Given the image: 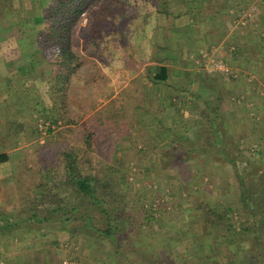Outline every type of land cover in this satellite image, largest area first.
Listing matches in <instances>:
<instances>
[{"label":"rangeland","instance_id":"1","mask_svg":"<svg viewBox=\"0 0 264 264\" xmlns=\"http://www.w3.org/2000/svg\"><path fill=\"white\" fill-rule=\"evenodd\" d=\"M49 1L9 0L16 18H33L36 29L41 27L39 17L42 8ZM165 1L164 6L163 1L155 5V0H125L122 6L116 5L121 10L107 18L108 24L94 27L98 32L89 34L98 45L93 46L91 40L81 41L80 48L83 49L85 57L96 56L92 59L98 64L100 76L91 84V76L95 73L92 66L87 65L83 77L76 79L74 94L83 92L84 96L78 100L72 98L73 101L68 107L71 118L79 117L75 124H65L63 121L56 124L47 122L31 108L29 110V106L34 103L41 102L46 107L51 104L46 94V80L36 79L33 76L34 70L32 75V69L29 70L30 77H26L25 81L22 79L27 73L25 66L32 64L31 58L19 50L17 40L22 35L18 28L8 29L10 20H1L0 87L4 85L8 89H24L18 94L19 102L11 95L0 94V124L6 127L0 128V153L6 152L12 159L9 167L17 182L16 200L12 202L14 220L29 226L37 225L28 222L30 203L28 205L27 187L31 182L19 177L28 175L35 176L38 181L58 182L63 178L64 154L68 151L78 150V165L85 173L99 179H104L107 175L112 182H119L118 177H121L123 181L119 186L120 190L115 194L114 199L117 200L112 204L124 208L117 215L121 248L117 250L107 239L102 238L101 241L100 235L87 228H84L85 235H70V230L62 227L60 231L66 237L62 236L61 241L64 242L60 243V247L51 248L49 252L44 248L46 258L49 259L51 253L57 264L60 261L62 264H206L208 262L200 259L204 253L202 245L205 243L207 246L206 253L211 246L207 235L205 236L208 229L184 212L194 210L195 203L200 198L216 208L230 206L234 211L232 218L236 222V229L242 227L241 224L249 228L245 234L240 231L232 238L235 243L234 250L237 249L239 253L234 256V252L220 248L217 262L264 264V0H253L257 14H250L251 19H247V22L244 20L246 24L255 21L243 27L248 28L247 32H241L243 35L238 32L234 43H219L223 45L224 52L227 51L222 65L228 70L223 72L211 67V63L221 59V53L210 52L218 44L217 38L212 37L211 41L203 43L196 38V32L191 33V39L188 37V41L179 44L183 47L176 49L181 50L180 53L171 54L173 58H162V53L171 52L169 49L172 38L166 37L169 33L166 26L171 21L169 17L172 8L169 4L174 1L181 3L183 0ZM233 8L232 6L231 10L237 20H243L239 9ZM158 10L166 11L169 16L157 13ZM119 13L126 15L123 23L118 18ZM248 13L250 12L247 11ZM212 22L215 23V20ZM86 25L87 17L84 16L80 26ZM138 25L141 31L135 33ZM207 27L211 29L214 25L210 22ZM75 35L80 36L78 28ZM175 37L173 36L175 41L180 39L179 36ZM199 41L200 47L197 50L195 44ZM227 45L233 46L234 52L230 54ZM254 46L257 47L256 52ZM30 47H35L33 39L30 40ZM199 50L202 51L201 54ZM151 51L155 54L150 60L153 61V67L158 64L169 66L170 75L184 80L185 86L189 81L199 79L205 88L201 93V96L205 95V100L198 98V93L191 92L185 86L174 89L173 100H158L161 103H157L154 113L152 111L157 116V125L162 124L166 109V114L172 116L181 115L183 111V115L191 120L190 127L184 130L186 136L180 135L179 127L172 128L176 122L181 123L180 116L176 122L171 121L169 130L173 129L170 133L174 138L171 142L167 141V144H164V137L161 136L156 137L154 144L147 131L140 127L145 123L144 116L148 114L145 109L148 98L140 97L141 88L136 86L141 79L148 80L149 72H145L148 69L146 67L143 69L144 74L134 77L131 71L132 61L133 58L138 59V55L148 56ZM150 63L144 62L143 65ZM179 68L183 73L176 75L175 69ZM149 71L151 73V68ZM8 75L12 76V84H7ZM26 91L31 94L29 103L27 99H23ZM195 94L197 98L194 97ZM211 96L219 101L212 104L209 99ZM187 101L191 104H186ZM203 101L208 103L203 105ZM22 102L28 109L20 110L15 107L16 103ZM88 103H93L92 108L85 111ZM97 111L108 126L124 123L127 125L128 122L137 124L129 134L113 135L106 130L103 133L98 132L91 141L90 149H86V132L82 124L85 121L92 123V120H88ZM231 112L234 118L230 123L224 114L230 117ZM207 116H215L214 128ZM218 117H222L221 120ZM14 118L18 119L20 126H14ZM192 122L197 129L193 135L188 136L187 133H191L189 130L195 128ZM35 128L37 132L34 133ZM19 131L23 134H19L20 138L17 140ZM206 149L211 151H205ZM222 152L226 154L225 157ZM236 163L237 169H234L232 166ZM250 207L254 211H249ZM110 210L111 207L107 209ZM39 211L44 212L41 209ZM87 214L92 218L95 229L105 227L104 215L96 208L91 207ZM147 214L152 215L154 220L148 223L149 235L146 241L142 238L143 231L147 230L144 222V215ZM41 225L50 227L51 230L55 228L51 223L39 224ZM74 226L71 231H76ZM30 233L35 234L31 231ZM40 234L38 237L46 241V247H52V232L46 231L42 237ZM144 241L145 244L148 243V249H144ZM34 264H44V260L39 259Z\"/></svg>","mask_w":264,"mask_h":264},{"label":"trees","instance_id":"2","mask_svg":"<svg viewBox=\"0 0 264 264\" xmlns=\"http://www.w3.org/2000/svg\"><path fill=\"white\" fill-rule=\"evenodd\" d=\"M124 1L125 0H50L49 3L42 8L39 17L41 27L36 29L33 18L17 19L11 2H9V0H0V23L1 20L4 21L5 19H9L11 24H9L7 28H18L22 35L21 38L17 40L19 50L21 53L28 55L33 64L29 63L25 66L27 68V73L22 79L25 81L26 77H30L29 70L32 69V75L34 70L35 75L33 76L36 79L46 80V94L51 104L46 107L41 102L34 103L32 106L30 105L31 107L29 106V110L31 108L33 112H36L47 122L55 124L58 121H63L65 124L77 123L79 117L71 118L70 116L72 115H69L70 109L68 108L73 101L72 98H77L76 100H78L84 96L83 92L74 94L77 86L75 83L76 79H81L83 77L82 74L87 65H91L95 73L91 76V84L96 82L98 75L100 76L98 64L92 59L96 56L90 55L92 58L85 57L83 49L80 48V43L82 40L86 39L91 40L93 46L98 45L97 41L92 39L89 34H91V32L92 34L97 33V27L102 24H108L107 18L111 17V14L114 12H119L121 10L120 8H116V5L117 7L122 6ZM161 1H163L162 3L165 6V0H155V5ZM157 13L169 16L166 11L158 10ZM118 15V18L122 19V23L123 19L126 21V15L120 13ZM84 16L87 17V25L85 27L80 26ZM91 27L93 28L91 29ZM77 28L80 31L79 37L75 35ZM138 28L139 25L135 28V33L141 31ZM32 32L34 34H32ZM143 34L144 32L142 30V35ZM31 39H33L35 43L33 49L30 47ZM153 55H155L154 51H151L148 56L143 57L138 55V59L133 58V68L131 69L133 74L139 70L144 62H151L150 64H153V61H150ZM128 58L131 59L130 56ZM157 66V68L156 66L153 67V65L150 66L151 73L153 69H156L155 73H152V76L148 79L152 82H166L169 79L168 67L163 64H158ZM6 81L7 84H12V76L8 75ZM88 82L89 81H87L86 84H88ZM4 87V85L0 87V94L11 95L19 102V98H17L18 94H21L20 91L24 89H15L13 87L8 89ZM30 95V91H26L23 97L24 100H28V103L31 102ZM23 104V102L19 104L16 103L15 107L20 110L25 108L28 109L27 106ZM88 104L89 106L85 111L92 108L93 103ZM2 109L4 108L2 107ZM29 113L31 114V112ZM154 118L157 119V116H154ZM91 120L92 123H87L85 121V123L82 124L86 132L84 137L86 149H90L91 141L96 134L103 133L105 130L108 134L113 135H118V133L129 134L130 130L137 124L128 122L127 125L124 123V125L113 124L108 126L106 125L105 119L102 120V115L99 111L91 115L88 121ZM15 125H21L18 119L14 120V126ZM104 125H106V127H104ZM0 128L6 129V127L1 124ZM8 130L12 132L11 129ZM35 131L37 132L36 128L34 129V133ZM21 133L23 134L21 131L17 133V140L20 138L19 134ZM203 152L205 151H202V153ZM223 155L224 157L226 156L224 153ZM77 157L78 150L68 151L64 154L65 164L63 178L59 179L58 182L50 180L38 181L35 176L28 175L19 177L22 180H27L28 183L31 182L27 187V193L29 195L28 205L30 203L28 206V222L33 224L36 223L37 225L41 223H51L55 225V228L65 227L70 230V235H77L80 233L85 235L84 228H87L97 233V235H100L101 241H103L102 238L107 239V241L114 244L116 249L119 250L122 241L121 231H119L117 225L119 222V217H117V215L121 213L124 208L113 206L112 204L117 200L114 198L115 194L120 190L119 186L123 182L122 178L118 177L119 182H112L107 178V175L104 179H99L94 175L87 174L83 171L82 167L78 165ZM8 160L9 156L6 153H0V164L6 163ZM232 167L237 169V163L233 164ZM13 181L17 184L14 178ZM242 189L244 190V188ZM196 203L194 210L191 212H184L187 213L189 217H193L196 223L206 225L208 229L205 236L207 235V240L210 241L211 246L208 247V252L206 253L207 246H205V243L202 245L204 253L200 260L208 262L206 264H219L216 258L220 248H225L228 252L231 251V253L234 252V256H236L239 251H237V249L234 250L233 245H235V243L232 241V238L234 234L240 231L245 234L249 228L241 224L242 227L236 229V222L232 218L234 211L228 205H226V207L221 206V208H216L209 205L207 200H203L202 198L197 199ZM91 207L96 208L101 215H104L105 227L103 229H95L93 227L91 222L92 218L87 214ZM110 207L111 210L107 211ZM40 209L44 210V212H40ZM250 210L254 211L253 207H250L249 211ZM243 215L244 214H242V217ZM153 220L154 218L152 215H144V222L146 223L147 230L143 231L144 235L142 240L147 241V236L149 235V232H147L148 223ZM245 220L244 222L247 224V219ZM78 222H82V224H77ZM73 224L77 225L74 226ZM72 226H74L76 231H71ZM143 246L144 249H148V243L145 244V241ZM38 260V257L34 255L31 256V264H34ZM62 263L63 262L60 261L58 264ZM137 264H141V262Z\"/></svg>","mask_w":264,"mask_h":264},{"label":"crops","instance_id":"3","mask_svg":"<svg viewBox=\"0 0 264 264\" xmlns=\"http://www.w3.org/2000/svg\"><path fill=\"white\" fill-rule=\"evenodd\" d=\"M174 2H171L169 4L170 7L172 8L170 10L171 16L169 17V19L171 18V21H170V24L166 26L169 29L168 30L169 33L166 31L168 33L166 34V37L167 39L172 38L170 49H169L171 52L168 51L165 54L162 53L163 59L167 57L173 58L171 54L180 53L181 50L179 51L176 50L177 48L178 49L183 48V47H180L179 44L182 45L184 41H188L187 40L188 37H190L191 39L192 38L191 33L196 32L195 34L198 35V37L196 38H199L203 43H205L206 41H211L212 37L213 39L215 37L217 38L218 42L217 41L216 42L218 43L217 44L218 46L217 45L216 47L213 46L210 52L212 51V53H215L217 51L218 54L221 53V55H223L221 59V63H223V61L225 60L224 58H226L225 54L227 53V51L225 53L223 49L224 48L223 45H220L219 43H223L224 41H231L234 43V41L236 40L237 33L238 32L244 33L245 31L247 32L248 28L243 29V27H245L249 23L253 24L255 22V21H252V22L250 21L249 23L246 24L247 22L246 20L249 18L251 19L250 16L252 15V13L253 15L257 14V12H255L256 7L253 5L255 4V1L253 0H183V2L181 1V3H177V2L174 3ZM232 6L234 8L239 9L238 10L239 13L242 14L244 17L243 20L242 19L239 21L237 20V16H235L233 11L231 10ZM247 11L250 13L247 14ZM212 20H215V23H213ZM210 22L211 24L214 25V27L211 29H208L207 25H209ZM198 28L203 29V31L198 32V30H200ZM243 33L241 34L243 35ZM246 35L248 37L249 36L251 37L249 33L248 34L246 33ZM173 36H176V37L179 36L180 39L175 41ZM243 38L245 39L246 36L244 35ZM199 45H200V41L198 44L197 43L195 44V47L197 50L200 47ZM209 47L211 46L209 45ZM227 47L228 45L226 46V48ZM229 47H228L229 49L228 52H230L231 54L232 52H234V47L233 46H229ZM185 50H188V48ZM254 50L256 52L257 47H255ZM199 52H200L199 54L202 53V51L200 50ZM150 66L151 64L143 65L142 69L134 73V77H137L140 74L141 75L144 74L143 73L145 70L144 68L146 67H148V69L146 68L147 71L145 70V72L146 73L149 72ZM155 69L152 70V73H155ZM224 69L225 71L228 70L225 67ZM168 70H169L168 71L169 79L166 82H163V81L152 82L150 79L148 80L141 79L138 82V85L136 86L137 88L139 87L141 88L140 97L148 98V102L145 108L147 109L148 114L144 116L143 119L145 123L141 124L140 127L147 131L148 136L151 137L150 141L153 142L154 144L156 143L155 141H157L156 139L157 136L164 137L163 138L164 144H167V141L168 142L173 141L172 139L174 137H172V134L170 132H173V129L175 127L180 128V131H181L180 135L186 136V133L184 130H187L190 127L191 120L183 115V111L181 115L177 114L175 116H172V114H169V113L166 114V112H168L166 110L168 109L165 110L164 116L162 117V124L157 125V123H155L156 119L154 118L152 111L154 113L156 111L157 103H161V102H158V100L159 101H162V100L165 101L168 99L173 100L172 98L175 92L174 89L179 88L180 86L182 87L185 86L184 80L175 79L173 78V75H170L171 69L169 66H168ZM175 70L176 71L174 73L176 75L179 73L180 74L183 73L181 68L175 69ZM207 72H209L208 69H207ZM207 72L205 74H208ZM152 73H149L148 77H151ZM186 74L188 75V72ZM105 75L108 76L107 74ZM128 82L126 83V85L128 84ZM185 87H187L188 90L190 89L191 92L198 93L200 95V97H198L195 94L196 96L194 97L196 98L198 97L203 100L206 99L204 94L203 96H201L202 95L201 93H203L202 91L205 89L204 84L202 83L201 80L196 79L195 81H189L187 83V86ZM211 94L213 95L214 93L211 92ZM102 97H105V96H102ZM209 99L211 100L210 102L212 104L219 101L213 98V96L209 97ZM207 103L208 101L207 102L205 101L203 105H206ZM186 104L189 105L191 103L187 101ZM224 115L226 117L225 119H228V122L231 123V121H233L232 118H234V115L232 112L230 114V117H228V115L226 114ZM179 116H180L181 123L176 122L177 120H179L178 118ZM218 118L221 120L222 117H218ZM208 119L212 121L211 125L214 128L215 124L213 123V121L215 119V116L208 117ZM171 121H175L176 125H173L172 128L173 127L174 128L173 129L171 128V130H169L170 129L169 123H171ZM230 123L228 125H230ZM192 125H194L193 122H192ZM194 127L192 126V128ZM196 129L197 128L195 127L194 129L189 130L191 131L192 134L188 132L187 133L188 136L193 135ZM212 133L214 134L215 131H212ZM176 136L178 137V135ZM153 137H155V139ZM205 151H211V150L206 149ZM3 153H6V152H3ZM10 162H12V159L9 156L8 162L0 164V264H31L32 255L38 257V259H41L42 261L44 260V264H57L55 260L53 261V258H52L53 255L51 253L49 254L50 256L49 259L46 258V255L44 254L46 253V251H44L45 250L44 248H46L47 252H49L51 248L60 247L61 245L60 243L64 242V241H61L62 236L66 237V234L61 233L60 231L61 227L53 228V230H51L50 227H44L43 225L29 226L27 223L22 224L20 223V221L14 220L15 214L13 213V210H12V202L16 200L15 194H16L17 187H16L15 182L13 181V175L9 167ZM30 231L35 232V234L31 235ZM46 231L52 232V237H53L52 247L51 245L50 246L48 245L46 247L45 245L46 241L41 240L40 237H38L39 233H41L40 236L42 237L43 235H45L43 233Z\"/></svg>","mask_w":264,"mask_h":264},{"label":"built area","instance_id":"4","mask_svg":"<svg viewBox=\"0 0 264 264\" xmlns=\"http://www.w3.org/2000/svg\"><path fill=\"white\" fill-rule=\"evenodd\" d=\"M220 58L222 59V55H220ZM221 59L219 61H216L215 63H211V67L213 70H217V71H220V72H223L225 71L222 63H221ZM64 264H67L66 262H64Z\"/></svg>","mask_w":264,"mask_h":264}]
</instances>
